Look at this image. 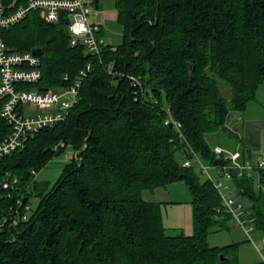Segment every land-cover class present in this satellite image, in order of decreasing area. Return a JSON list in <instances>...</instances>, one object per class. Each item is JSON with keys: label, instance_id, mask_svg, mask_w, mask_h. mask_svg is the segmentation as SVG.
<instances>
[{"label": "trees", "instance_id": "trees-1", "mask_svg": "<svg viewBox=\"0 0 264 264\" xmlns=\"http://www.w3.org/2000/svg\"><path fill=\"white\" fill-rule=\"evenodd\" d=\"M115 9L123 38L100 57L70 44L67 19L48 23L32 12L4 30L12 50L42 51L40 87L58 89L65 74L73 81L88 62L93 68L65 120L0 158V176L19 179L0 199L1 218L22 212L19 196H40L28 221L0 227V264H240L229 257L235 245H210L212 228H228L229 216L197 165L183 163L192 148L219 166L207 137L237 139L228 117L243 114L264 84V0H115ZM169 113L180 131L165 123ZM8 132L0 114V139ZM62 140L78 158L38 193L33 171L66 148L54 150ZM175 182L191 194L192 234H169L164 203L143 197ZM232 184L264 239V190L235 171Z\"/></svg>", "mask_w": 264, "mask_h": 264}, {"label": "built area", "instance_id": "built-area-1", "mask_svg": "<svg viewBox=\"0 0 264 264\" xmlns=\"http://www.w3.org/2000/svg\"><path fill=\"white\" fill-rule=\"evenodd\" d=\"M36 12L48 23L57 24L67 19L70 44H83L86 53L101 56L107 45L102 26L90 20L91 8L87 0H0V103L1 117L9 125V132L0 139V158L22 148L40 130L53 127L65 120L69 111L79 99V89L84 77L93 68L88 62L78 77L71 81L65 74L66 83L58 89L46 90L39 86L43 78L41 58L33 51H15L7 44L3 33L10 26L24 20L30 13ZM134 85L139 81L131 77ZM166 124L176 127L179 131L181 123L169 113ZM66 147L65 141L54 145V150ZM192 157L184 160L183 165L190 167L196 164L201 176L209 180L220 195L222 208L228 213L229 222L242 227L253 240L251 232L254 230V217L247 205L235 198L237 190L232 184L233 171L237 177H248L254 180L255 188L264 190V183L260 171H264V154L258 160L243 158L239 148L232 149L221 145L213 147L214 153L224 164L219 166L203 162L192 149ZM78 158V152L75 155ZM227 161V163H226ZM211 168L216 169L220 176H225L230 183L215 179ZM36 175V171H33ZM224 178V177H223ZM19 179L10 172L0 176V199L5 192L14 189ZM17 198L21 211H15L10 216L0 217V227L6 223L17 225L20 221H28L33 206L31 202L24 203V197ZM254 241V240H253ZM264 242V239H263ZM257 247V246H256Z\"/></svg>", "mask_w": 264, "mask_h": 264}, {"label": "rangeland", "instance_id": "rangeland-1", "mask_svg": "<svg viewBox=\"0 0 264 264\" xmlns=\"http://www.w3.org/2000/svg\"><path fill=\"white\" fill-rule=\"evenodd\" d=\"M90 5L91 21L105 25L107 44H118L122 41V26L118 21L115 9V0H87ZM98 6H97V5ZM101 22V23H100ZM101 24V25H102ZM245 117L257 114L264 117V84H262L256 97L249 102ZM230 128V125L228 126ZM213 146L218 143L221 146L232 148L236 145V137L228 131H220L217 134L207 137ZM77 150L73 145L68 144L59 154L54 155L35 175V182L38 193L50 191L62 177L64 171L75 159ZM210 165V164H209ZM215 179L227 181L225 176H220L216 169L211 168ZM224 177V178H223ZM202 179H205L202 177ZM231 184V183H230ZM232 185V184H231ZM235 198L247 203L246 199L234 194ZM145 199H152L157 202H163L164 225L169 234L184 232L186 234L194 233L193 207L191 204V194L185 182L171 183L166 187H159L155 190H145L143 192ZM40 196L33 195L31 198L32 206L39 204ZM253 240L250 239L245 230L239 225L230 222L228 228L215 226L209 234V243L211 246L228 247L235 245L229 254L233 258L238 256L240 264H264V242L258 231L251 232ZM257 246V247H256Z\"/></svg>", "mask_w": 264, "mask_h": 264}, {"label": "crops", "instance_id": "crops-1", "mask_svg": "<svg viewBox=\"0 0 264 264\" xmlns=\"http://www.w3.org/2000/svg\"><path fill=\"white\" fill-rule=\"evenodd\" d=\"M101 26L104 36H106L105 25L102 24ZM230 129L236 132L238 140L236 141V145L232 147L233 149L244 147L247 156L255 161L264 154V117L261 115L258 116L257 114L245 117L242 114L241 118L233 120ZM215 145L219 144L215 143ZM149 200L155 201L152 199Z\"/></svg>", "mask_w": 264, "mask_h": 264}, {"label": "water", "instance_id": "water-1", "mask_svg": "<svg viewBox=\"0 0 264 264\" xmlns=\"http://www.w3.org/2000/svg\"><path fill=\"white\" fill-rule=\"evenodd\" d=\"M96 3H97V0H96ZM33 52H34V54H41L42 51L40 49H37V50H34ZM44 89L46 90L47 88H44ZM241 117H242V114L241 113H231L229 115V117H228V126L231 125V123L233 122L234 119H238V118H241ZM215 164L223 165L224 162L221 159H218L217 158L215 160ZM224 259H227V257H225Z\"/></svg>", "mask_w": 264, "mask_h": 264}]
</instances>
